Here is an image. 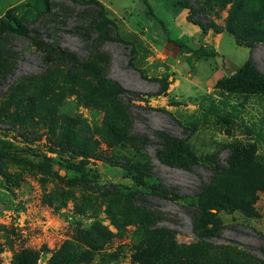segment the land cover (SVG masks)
<instances>
[{"label":"rangeland","instance_id":"1","mask_svg":"<svg viewBox=\"0 0 264 264\" xmlns=\"http://www.w3.org/2000/svg\"><path fill=\"white\" fill-rule=\"evenodd\" d=\"M85 1L47 0L42 13L0 0V18L29 24L28 37L0 36V264H264V97L215 88L249 57L264 74V0H148L169 35L142 0H94L113 21L106 42ZM180 4L220 32L202 34ZM96 73L139 100L111 99ZM163 77L168 90L150 97ZM155 131H192L189 170L156 157ZM218 192L248 211L218 208Z\"/></svg>","mask_w":264,"mask_h":264},{"label":"trees","instance_id":"2","mask_svg":"<svg viewBox=\"0 0 264 264\" xmlns=\"http://www.w3.org/2000/svg\"><path fill=\"white\" fill-rule=\"evenodd\" d=\"M142 1L147 8V12L152 17H154L158 21V23L163 27L165 34L169 35L168 30L165 28L164 24L160 20H158L152 13L148 0H142ZM186 1L187 0L183 2H186ZM33 3L36 9L42 13H45L48 9L47 0H33ZM82 4L83 6L96 7V11L95 10L93 11V16H90V20L92 22L89 23L91 34L92 33L95 34L94 40L101 41V42L109 41L110 36H109L108 29L109 27H112L114 25H113V21L108 17L107 11H105L104 7L100 3L94 0L85 1V2H82ZM180 6L183 9L190 11L189 19L191 20L193 25H196L199 27L202 34H206L208 30L210 29V27L215 32L217 33L220 32V30L216 28L215 25L210 26L209 22L207 24H204V23L195 21L194 17L196 14H198V11L191 10L192 8H190L189 5L180 4ZM28 25H29L28 23H25L24 21L17 18L14 14L8 12L4 16V18H0V36L28 37L29 35ZM73 31L74 33L78 34L80 37L83 38L80 28H75ZM228 32L233 35L235 39V43L237 45L253 49L254 47L253 43L251 44L242 43L239 40V37L237 36V34L232 32L231 29H229V26H228ZM117 40L120 41V39L118 38ZM187 40L173 42L168 37L169 42H173L174 45L178 46L179 48L185 49L187 53H191L200 59L201 58H204V59L205 58H215L218 56V53L214 51L213 49L207 50L205 47H202V46L199 48L188 47L187 45H185V42H187ZM57 52L59 53L61 62L72 64L73 66H77L84 71L86 70L85 65L79 62L73 55L60 52V51H57ZM129 64L131 65V63ZM139 74L141 75L140 72ZM95 78L97 80V84H96L97 87L101 88L103 92L113 100H123V101L125 100L129 102L132 100H139L140 98L139 94L134 93V92L124 91L117 84L110 82L108 80H105L98 73L95 74ZM158 84L160 86L159 91L155 95H151L150 97L160 96L168 90L167 85H169V82L166 77H163L161 81L158 82ZM215 88L220 92L222 97H227L229 95H240L244 97H248L251 95L264 96V74H262L256 69L255 65L252 62L251 57H249L248 60L242 66H240L233 72L227 74L226 76L220 78L216 82ZM125 101H124V104H127ZM165 113L169 114L167 112ZM191 133L192 131H189V134L186 137V139H177L175 137L169 136L165 132L155 131L154 136L158 140V143L160 146V150L157 151L156 157L164 164H168L171 166H177V167L189 170L194 156L191 152H189L186 142H187V138L191 135ZM123 136L127 138L126 135H123ZM140 141L143 142L145 140L141 138ZM183 154H186L187 156L183 158ZM230 157H232V152L230 154ZM212 162L215 166L214 167L215 170H217L216 168H218V165H217L216 160L214 159ZM221 173L222 171L216 172V174H221ZM160 194L161 196L166 197L167 196L166 194L168 193L166 191H160ZM217 196L221 198L223 202V203H220L219 206H217L218 208L221 207L222 209H227V210L228 209L229 210L241 209L244 211H248L247 207H245L244 205L241 206V203L239 202L238 199L230 198L229 196H225L219 192L217 193ZM196 210H197V213H199V215L194 219V224H195V228L199 229L203 225L205 227L206 224L208 225V223L202 217L203 210L201 208L196 209ZM249 218H253V217H249ZM210 234L212 235L213 233H210ZM196 251H197V255H195ZM196 251L195 253H192V252L189 253V256L194 257L195 262L197 259L201 260V258L203 259L204 257V251L202 249L196 250ZM157 252H159V250ZM179 252L180 251H178V253ZM262 253H264V250H262Z\"/></svg>","mask_w":264,"mask_h":264},{"label":"crops","instance_id":"3","mask_svg":"<svg viewBox=\"0 0 264 264\" xmlns=\"http://www.w3.org/2000/svg\"><path fill=\"white\" fill-rule=\"evenodd\" d=\"M232 72H233V71H232ZM229 73H231V72H228L227 74H229ZM227 74H226V75H227ZM239 96H240V95H239ZM251 96H254V95H251ZM241 97L244 98V96H241ZM262 97H264V96H262ZM246 98H247V97H246Z\"/></svg>","mask_w":264,"mask_h":264}]
</instances>
